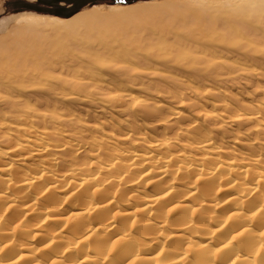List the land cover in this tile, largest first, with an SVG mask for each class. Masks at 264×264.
Here are the masks:
<instances>
[{"label":"bare ground","instance_id":"6f19581e","mask_svg":"<svg viewBox=\"0 0 264 264\" xmlns=\"http://www.w3.org/2000/svg\"><path fill=\"white\" fill-rule=\"evenodd\" d=\"M113 7L0 63V264H264V41L214 45L264 0Z\"/></svg>","mask_w":264,"mask_h":264},{"label":"rangeland","instance_id":"374dc122","mask_svg":"<svg viewBox=\"0 0 264 264\" xmlns=\"http://www.w3.org/2000/svg\"><path fill=\"white\" fill-rule=\"evenodd\" d=\"M181 1L187 0H0V63L4 61L3 59L10 52L25 47L21 42L12 41L16 39L15 37L24 34L19 29H22L27 22L36 24L43 20L63 22L61 20L66 21L90 12L105 14L114 8L113 6L124 10L143 5H173ZM142 22L147 26L150 25L148 20ZM109 25L107 21L94 22L89 19L88 23L77 26L71 33L75 36L77 42H81L85 46L91 44V42L101 44L106 41L109 44L107 46L110 47L116 46L121 40L128 39L135 42L142 40L126 31L109 29V32H107L106 26ZM124 29H127V26H124ZM258 29L262 31L254 33ZM159 30L162 32L161 29ZM178 32L181 33L182 31L178 30ZM141 37L145 38V41L150 40L149 37ZM262 41H264V16L258 17L250 28H243L238 24H234L231 33L225 39L216 40L214 45L219 49H225V56L223 57H229V59L224 60L223 57L221 59L233 64V52L238 54L242 50H239L241 46ZM190 55L202 56L198 53ZM13 57L19 56L15 55ZM234 63L238 67L242 66L238 61ZM247 93L251 94L250 92Z\"/></svg>","mask_w":264,"mask_h":264}]
</instances>
